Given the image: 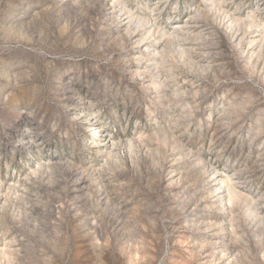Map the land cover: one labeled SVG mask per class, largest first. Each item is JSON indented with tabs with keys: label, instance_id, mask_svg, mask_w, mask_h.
Segmentation results:
<instances>
[{
	"label": "rangeland",
	"instance_id": "1",
	"mask_svg": "<svg viewBox=\"0 0 264 264\" xmlns=\"http://www.w3.org/2000/svg\"><path fill=\"white\" fill-rule=\"evenodd\" d=\"M0 264H264V0H0Z\"/></svg>",
	"mask_w": 264,
	"mask_h": 264
}]
</instances>
